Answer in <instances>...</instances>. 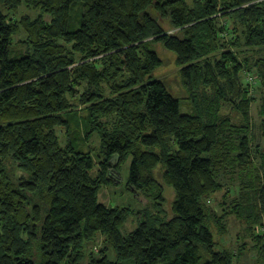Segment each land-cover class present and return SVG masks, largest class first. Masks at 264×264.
<instances>
[{
  "label": "trees",
  "instance_id": "16d2710c",
  "mask_svg": "<svg viewBox=\"0 0 264 264\" xmlns=\"http://www.w3.org/2000/svg\"><path fill=\"white\" fill-rule=\"evenodd\" d=\"M155 43L186 112L153 77ZM129 155L126 185L151 204L123 232L135 211L98 191ZM263 223L264 0H0V264H264Z\"/></svg>",
  "mask_w": 264,
  "mask_h": 264
},
{
  "label": "rangeland",
  "instance_id": "374dc122",
  "mask_svg": "<svg viewBox=\"0 0 264 264\" xmlns=\"http://www.w3.org/2000/svg\"><path fill=\"white\" fill-rule=\"evenodd\" d=\"M25 7H20L19 11L20 13L29 12L32 15H37L38 10H27L24 9ZM49 18V17H48ZM24 38V33H20L16 36H13L12 38V44L10 46V56L11 57H18L23 53V47L21 48V43L19 42ZM153 49L158 53V55L161 58V65L155 69L153 73V77L159 78L163 81L166 88L178 99H180L182 106L181 109L183 112H186L189 110L188 100L186 99L187 93L184 89L182 83H181V77L179 73V67L176 65L175 62V54L174 52L167 50L163 47L161 43H155L152 45ZM248 55H251V53H247ZM250 77L248 80L250 82H253L254 86L256 87L259 84V81L257 80L256 76L254 74L249 75ZM254 94L256 96V101L251 106V121H252V130L254 134L258 137L259 131H258V123L260 120V116L258 114L259 109V92L258 89H254ZM82 107V106H81ZM225 112H228L231 114L232 110L229 107H226ZM58 133L61 134V132L58 130ZM77 140V138H76ZM84 142V143H83ZM82 143L86 146H90L91 148V154L95 160L98 159V156L100 155L99 151V141L97 139V135L93 134L91 135L90 140H85ZM262 143V142H261ZM84 147V149H85ZM132 161V156L129 155L126 159V161L121 165L119 168L120 171V180L117 182H111L107 186H103L98 191V200L100 202H103L107 206H120V207H128L130 209H133L135 212L130 214L126 220V222L123 225L122 231H131L138 225V215L137 211L145 208L149 204H151L150 200L146 201L143 198L139 197V195H136L131 189H129L126 185V180L129 173L130 164ZM223 195V191H219L215 197L217 198L216 201H211L210 203L215 205L216 208L220 211V206L217 203L221 200ZM242 227H245V223L241 220L237 219L236 217L232 216L229 217L227 220V228L228 232L221 237V245L224 244L231 250L234 248L236 243L240 242V238L238 233L242 232ZM259 229L264 230V223L262 226L259 227ZM103 237L100 236L97 238V241L94 243H90L86 245V248L88 250L93 249L94 245H103ZM236 240H239V242ZM246 241H249V245L252 244L250 237H246ZM220 245H217V248H220ZM253 254V252H252ZM95 255H98V253L95 252ZM255 259L254 255H248L247 259H242L245 261L246 264H251ZM236 260L234 259V263ZM202 262V261H201ZM133 264V263H132Z\"/></svg>",
  "mask_w": 264,
  "mask_h": 264
}]
</instances>
